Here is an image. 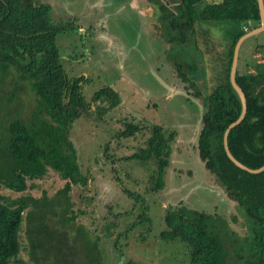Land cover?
I'll return each mask as SVG.
<instances>
[{
	"label": "trees",
	"instance_id": "16d2710c",
	"mask_svg": "<svg viewBox=\"0 0 264 264\" xmlns=\"http://www.w3.org/2000/svg\"><path fill=\"white\" fill-rule=\"evenodd\" d=\"M181 1L179 14H174L169 22L181 48H185L184 42L189 40L191 32H199L206 51L222 53L225 60L222 67L216 66L218 60L209 62L208 77L213 83L206 95L208 111L199 142L200 156L228 196L244 210L250 220L251 234L240 240L242 246H236V251L239 239L230 237L226 242L216 234L212 214L180 205L165 211L166 229L161 231V237L187 242L188 264H264V172L254 174L241 169L228 157L224 147V133L242 111L241 99L230 81L234 47L242 35L260 26L258 0ZM223 21L224 27L217 25ZM202 23L216 29L225 28L228 36L215 38L224 40L226 45L220 47L222 44L213 43L207 35H214L211 36L209 27ZM72 27V22L53 20L50 4L38 0H0V89L14 69L18 73V79L14 80L16 88L23 86L20 81H27L37 98L29 121L16 114L0 128V189L24 193L36 186L29 181L43 178L49 169L66 180L54 197L46 192L41 197L22 194L15 199L0 194V264H29L20 256L25 220L31 264H49L46 262L49 255L55 258L50 264H72L73 261L72 255L67 262L65 254L75 253L74 248L57 223L59 215L62 225L71 226L78 218L70 192L74 185H87L89 177L82 170L70 132L74 122L82 114H88L92 105L82 93V82L88 80L87 77H70L61 62L57 34ZM249 39L241 47L236 76L246 94L248 112L244 121L231 130L229 147L241 162L259 168L264 164V62L254 60L242 65L243 51L252 49ZM262 46L256 44V48ZM194 62L189 59L180 64L184 75L197 67ZM15 95L13 92L7 97L8 101ZM98 101L108 104L106 109L100 104L97 106L104 112L117 106L121 95L107 85L93 96V102ZM140 129L138 124L127 122L117 137L134 136ZM150 129L147 145L123 159L137 161L147 171V184L157 191L165 186L176 132L168 134L158 124ZM214 210L217 211V207ZM54 217L57 223L53 222ZM223 222L226 224L225 220ZM76 231L84 237L82 232ZM101 257L97 258L100 262ZM120 264L140 263L126 259Z\"/></svg>",
	"mask_w": 264,
	"mask_h": 264
},
{
	"label": "rangeland",
	"instance_id": "374dc122",
	"mask_svg": "<svg viewBox=\"0 0 264 264\" xmlns=\"http://www.w3.org/2000/svg\"><path fill=\"white\" fill-rule=\"evenodd\" d=\"M38 1L47 4L53 2ZM129 1L79 0L72 10L68 8L66 12L61 5L56 4L58 9L52 11L54 21L73 23L74 27L71 29L58 32L57 45L68 75L72 78L81 75L87 77L88 80L82 82V93L92 105L88 114H82L74 122L70 132L82 170L89 177L87 185H74L70 192L78 218L71 226L62 225L60 215L59 222L57 223L55 217L53 222L66 234V241L74 248L75 253L65 254L67 262H70L73 255L72 264H120L126 259H133L140 264H188L189 244L179 239L165 240L161 237V231L166 229L165 211L170 207L184 205L183 199L188 185L186 178L193 177L194 170L191 168L198 165L192 160V153L197 154V146L194 145L192 136L196 130L193 132L191 123L196 120H193L195 114L196 118L200 115L197 109L193 112V108L187 105H195L192 99H187L188 96H170L171 90L167 85L172 86L175 80L170 74L171 67L165 65L158 69L157 52L154 57L142 56L139 44L144 43L145 39L142 40L141 35H134L135 32L121 35L127 27L123 16L131 11ZM51 6L55 7L53 4ZM204 23V27H209L211 36L214 35L207 37L213 43L222 44L220 47L225 46L224 40H216L215 37L226 38V29H216ZM95 24L96 27L93 28ZM217 25L224 27L225 23L218 22ZM96 35L98 40L94 38ZM248 42H251L252 49L243 51L242 65L254 60L264 62V32ZM107 43L112 44L111 55L104 53ZM259 43L263 46L256 48ZM200 44L201 51L204 48H201L202 42ZM112 48L110 47L111 51ZM192 59L197 61L195 54L190 57ZM214 61H217L216 66L222 67L225 62L224 55H218L212 50L206 51L208 72L211 71L209 62L215 63ZM135 66H138V77L133 73ZM200 67L204 68L201 63ZM250 69L252 70V66ZM207 71L201 70V76L198 77V84L203 91H210V84L213 83L206 76L209 74ZM17 76L18 73L11 69V75L0 89V128L16 114L29 121L37 104L35 92L27 81H20L23 86L16 88L14 80L18 79ZM159 82L167 87H158ZM107 85L119 91L123 100L103 112L97 109L100 102H93V96ZM13 92L16 95L9 102L7 97L12 96ZM181 101L187 106L184 110L179 108ZM100 105L102 109L108 106L107 103ZM127 122H135L144 128L134 136L117 137L125 129ZM155 124L162 125L168 134L176 132L170 164L166 169L165 186L157 191L147 184V171L137 161L123 159L147 145L151 135L150 128ZM187 164L191 168L185 167ZM189 170L192 175L187 173ZM206 170L209 175H204L203 179L208 183H219L207 168ZM29 183L36 186L24 193L3 187L0 194L15 199L22 194L41 197L46 192L49 197H54L65 186L66 180L57 171L49 169L43 178ZM203 197L209 204L191 209L205 210L212 214L213 231L226 242L230 237L242 241L251 234L250 220L235 202L221 209L218 205H212L216 199L214 193L205 191ZM216 207L217 211L214 210ZM27 224L25 220L21 231L23 247L20 256L31 264ZM76 230L82 232L84 237L79 236ZM241 241L235 245V250L242 246ZM229 252L233 254L232 250ZM99 255L102 256L101 262L97 259ZM54 260V256L49 255V260L44 261L50 264Z\"/></svg>",
	"mask_w": 264,
	"mask_h": 264
},
{
	"label": "water",
	"instance_id": "95a60500",
	"mask_svg": "<svg viewBox=\"0 0 264 264\" xmlns=\"http://www.w3.org/2000/svg\"><path fill=\"white\" fill-rule=\"evenodd\" d=\"M66 1V0H64ZM95 1V0H93ZM104 3V2H103ZM130 5V10L128 13H126L123 17V21L127 25L126 28H124V31L121 32V35H130V32H135L134 35H141V39L144 40V43H140L139 47H141L142 56L148 55L151 57L156 56L157 50L160 48L162 42L159 39L158 36L155 35V33L151 29V24L154 21L155 18V8L153 5L148 2L147 0H130L128 2ZM259 10H260V17H261V24L260 26L248 31L244 35H242L238 41L236 42V45L234 47V53H233V60H232V66L230 71V81L232 83L233 88L239 95L242 103V111L240 116L233 121L228 128L226 129L224 133V147L226 150V153L228 157L241 169L246 170L250 173L258 174L264 172V164L259 168H251L241 162L239 159H237L234 154L231 152L229 147V134L231 130L242 123L247 115L248 112V103H247V97L243 90V88L239 85L237 82L236 76H237V69L239 65V59H240V51L243 43L253 37L257 36L264 32V0H258ZM133 26V27H132ZM130 29V30H129ZM133 39L135 37L133 36ZM154 41V42H153ZM109 46L112 48V44H109ZM109 47V49H110ZM146 48L151 49L149 51L145 50ZM109 54H113V48L112 51L109 50ZM133 73L138 77L139 70L138 66H135L133 68ZM132 82H134V79L130 77ZM158 87H167L171 90L170 96H188L192 101L194 102V107L187 103L191 108H193V111L195 109L199 112V117L196 118V114L193 118L196 119L191 123V129L194 133H192V136L194 137V145L197 146V154L192 153V160H195L197 162L196 168H191L185 165L187 168H191L194 170V175L192 178H186L187 184L186 185V196L183 199V204L188 208H195V207H205L209 203L205 201L203 197V193L205 191H209L211 193H214V196L216 197L215 201L212 205H218L219 208L224 209L227 205L234 203L235 201L232 200L228 194L226 193L224 187L219 183H208L206 180L203 179L204 175H209V173L206 170L205 162L201 160L200 156V150H199V142L201 137V132L204 126V115L208 111V108L204 105L202 101H199L195 96L190 95L187 91H185L183 88L178 87L177 85L173 84L165 85L164 83H160L157 85ZM155 93V92H154ZM158 93V92H157ZM204 162V163H203ZM195 180V181H194ZM195 182V184H194ZM197 182V183H196Z\"/></svg>",
	"mask_w": 264,
	"mask_h": 264
},
{
	"label": "flooded vegetation",
	"instance_id": "af4514ba",
	"mask_svg": "<svg viewBox=\"0 0 264 264\" xmlns=\"http://www.w3.org/2000/svg\"><path fill=\"white\" fill-rule=\"evenodd\" d=\"M147 1L150 2L155 8V18L151 24V29L155 33V35L159 37V39L162 42L160 48L157 50V58H158L157 62L159 66L158 69H162L165 65H169L172 71V72L170 71L171 72L170 74H172L175 78L174 84L177 85L178 87L185 88L186 91L190 95L197 97V99L199 101H202L204 105L208 108L207 102H206V95L208 91H203L202 88L200 87V84H198V77L201 76V70L202 71L205 70V72L207 71L206 69L207 66L205 62L206 61L205 46L202 44L203 46H201V48H204V49H201V51L199 50V47H200L199 44L201 43L200 41L201 35L199 34V32H196V33L191 32L189 35V40L184 42L185 48H181V44L178 42L177 39H175L176 35H173L174 31L169 26V22L173 18L174 14L178 13L177 10H178V7L182 5L181 4L182 1L181 0H147ZM64 10L67 12V9H64ZM99 22L100 20L97 23ZM96 24L93 25L92 27L95 28ZM177 36L178 38L183 37V35H177ZM94 38L97 40L99 39L97 35L94 36ZM107 44H106V47H105L106 49L104 50V53L105 52L109 53V50H110L109 44L108 45ZM185 50L186 51L188 50V54H186ZM194 54L196 55L197 61H195V59H192V60L195 61L194 63L197 64V67L193 69L194 73L190 72L184 75V70H180L182 69V67H180V64L182 65L184 62H188L190 57ZM200 63H201V66H203L204 68L200 67ZM206 76L208 77V74ZM120 95H121V101H122L123 100L122 94L120 93ZM187 99L190 100L189 97ZM186 107L187 106L184 104V102L181 101V103L179 104L180 110H184L183 108H186ZM140 127H141L140 131H142L144 127L143 126H140ZM187 173L192 175L191 170H189Z\"/></svg>",
	"mask_w": 264,
	"mask_h": 264
},
{
	"label": "crops",
	"instance_id": "0c3cea01",
	"mask_svg": "<svg viewBox=\"0 0 264 264\" xmlns=\"http://www.w3.org/2000/svg\"><path fill=\"white\" fill-rule=\"evenodd\" d=\"M53 2H48V4H53V5H55V7L54 8H52V11H53V9H55V10H57L58 9V7H57V5H61L62 6V8H63V10L64 9H70V10H72L75 6H76V4H77V2L79 1V0H66V1H64V0H52ZM55 2V3H54ZM57 4V5H56ZM64 15V14H63Z\"/></svg>",
	"mask_w": 264,
	"mask_h": 264
}]
</instances>
